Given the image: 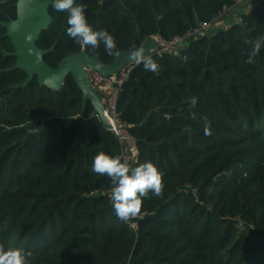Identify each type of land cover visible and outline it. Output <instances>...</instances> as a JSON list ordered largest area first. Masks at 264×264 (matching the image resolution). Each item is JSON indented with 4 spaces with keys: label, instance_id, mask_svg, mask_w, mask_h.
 Segmentation results:
<instances>
[{
    "label": "trees",
    "instance_id": "1",
    "mask_svg": "<svg viewBox=\"0 0 264 264\" xmlns=\"http://www.w3.org/2000/svg\"><path fill=\"white\" fill-rule=\"evenodd\" d=\"M13 2L0 5V21L15 17ZM76 3L86 6L94 31L114 37L118 52L148 37H183L235 0ZM52 5L36 45L53 47L44 61L56 67L82 48L67 35L68 12ZM240 18L187 38L179 51L154 52L158 73L142 64L131 70L117 101L133 140L129 163L152 162L164 187L127 223L114 214L109 177L92 171L101 152L123 156L118 139L91 117L89 102L82 113L71 76L58 92L35 77L13 89L26 74L3 56L13 47L0 27V245L31 252L29 264H264V47L250 64L244 43L264 35V0ZM85 51L104 64L115 56L102 42Z\"/></svg>",
    "mask_w": 264,
    "mask_h": 264
},
{
    "label": "clouds",
    "instance_id": "2",
    "mask_svg": "<svg viewBox=\"0 0 264 264\" xmlns=\"http://www.w3.org/2000/svg\"><path fill=\"white\" fill-rule=\"evenodd\" d=\"M53 8L57 11L68 12L67 35L79 43L83 49L87 46L99 47L102 42L108 55L118 53L114 37L106 30L94 31L89 25L85 5L77 4L76 0H53ZM251 51L247 63H254V58L264 47V35L259 36L255 41L245 40ZM129 60L136 64H142L146 71L159 72V65L151 56L145 55L143 47H133L130 51ZM198 98L190 99V107L194 108ZM193 119L195 114L193 113ZM205 121V135H210V125L207 117ZM38 127L31 129L32 133L38 131ZM92 171L99 175L109 177L112 190L110 200L115 216L122 222L135 220L141 213L144 199L151 198L149 193L159 197L163 194L162 173L152 162H145L133 167L126 157L122 155H108L103 152L97 154L92 164ZM31 252L24 253L19 248H5L0 245V264H29L28 257Z\"/></svg>",
    "mask_w": 264,
    "mask_h": 264
},
{
    "label": "water",
    "instance_id": "3",
    "mask_svg": "<svg viewBox=\"0 0 264 264\" xmlns=\"http://www.w3.org/2000/svg\"><path fill=\"white\" fill-rule=\"evenodd\" d=\"M52 0H17L16 18L9 21H0V26L5 29V36L13 47L12 52H4L15 58L12 69H19L26 74L22 83L12 85L13 89L26 87L35 77L39 85L45 86L53 92H58L65 79L71 76L81 92L83 110L89 102L92 105L91 117H97L103 126L110 131V125L103 113L104 106L97 90L91 85L89 71H95L106 78L116 75L130 64L138 65L129 60L131 50L118 51L110 64H104L86 54L85 48L78 53L65 56L56 67L49 66L44 61V56L53 50L41 49L36 45L42 32L51 23L48 13ZM188 45L187 41L180 44L174 50L179 51ZM140 47L145 50L146 56H152L154 52L161 50V43L155 37L146 38ZM112 133V132H111Z\"/></svg>",
    "mask_w": 264,
    "mask_h": 264
},
{
    "label": "built area",
    "instance_id": "4",
    "mask_svg": "<svg viewBox=\"0 0 264 264\" xmlns=\"http://www.w3.org/2000/svg\"><path fill=\"white\" fill-rule=\"evenodd\" d=\"M245 1L249 0H235L234 5L237 3H243ZM259 1L260 0H255V2H252V5H250L249 7L243 6L244 8H242L240 12H246L247 10H250L257 3H259ZM225 9L222 14H220L217 18L213 19L211 22L202 23L199 27L187 33L183 37H176L169 43H166L161 40L159 41L161 43L163 42L165 49L176 48L179 47L180 44L186 41V39L189 37H201L210 31L227 30L231 26L241 22V13L235 16V20L233 22L223 19L222 15L224 14ZM162 51L163 50H159L156 52L161 53ZM134 66V64H130L129 66L119 71L116 75H111L106 78L102 77L99 73L95 71H89V79L91 85L97 90L98 94L102 99V103L104 106L103 113L110 125V131L118 139L122 147L123 157H126L128 161H130V155L127 144L132 141V136L129 134V132L120 120V116L117 111V101L122 87L124 83L128 80L130 72L134 68ZM107 195L110 198L111 191L108 192Z\"/></svg>",
    "mask_w": 264,
    "mask_h": 264
},
{
    "label": "rangeland",
    "instance_id": "5",
    "mask_svg": "<svg viewBox=\"0 0 264 264\" xmlns=\"http://www.w3.org/2000/svg\"><path fill=\"white\" fill-rule=\"evenodd\" d=\"M252 2L254 3L255 0H252V1L249 0V1H245L243 3H237L234 6H232L231 8L225 9L224 14L222 15L223 19H226V20H228L230 22H233L235 20L234 19L235 16L239 15V12L241 11V9L244 8L243 6L249 7L250 5H252ZM161 50H163V51L165 50L163 42L161 43ZM132 143H133V140L127 144L128 148H133L132 147L133 146ZM133 154H134V156H136V151L135 150H133L132 155Z\"/></svg>",
    "mask_w": 264,
    "mask_h": 264
},
{
    "label": "flooded vegetation",
    "instance_id": "6",
    "mask_svg": "<svg viewBox=\"0 0 264 264\" xmlns=\"http://www.w3.org/2000/svg\"><path fill=\"white\" fill-rule=\"evenodd\" d=\"M8 0H0V5H3L4 3H6ZM17 0H14L13 2V5H14V8H15V17L14 18H11V19H15L16 18V7H15V4H16ZM50 7V6H49ZM9 19V20H11ZM7 20V21H9ZM3 22H6V21H3ZM1 27V26H0ZM2 28V27H1ZM4 29V28H3Z\"/></svg>",
    "mask_w": 264,
    "mask_h": 264
},
{
    "label": "crops",
    "instance_id": "7",
    "mask_svg": "<svg viewBox=\"0 0 264 264\" xmlns=\"http://www.w3.org/2000/svg\"><path fill=\"white\" fill-rule=\"evenodd\" d=\"M241 12H239V14H240Z\"/></svg>",
    "mask_w": 264,
    "mask_h": 264
}]
</instances>
